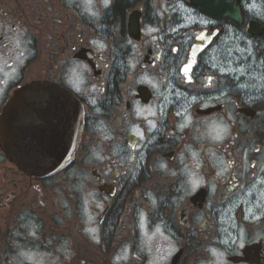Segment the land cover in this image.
Segmentation results:
<instances>
[{
	"label": "flooded vegetation",
	"instance_id": "1",
	"mask_svg": "<svg viewBox=\"0 0 264 264\" xmlns=\"http://www.w3.org/2000/svg\"><path fill=\"white\" fill-rule=\"evenodd\" d=\"M32 82L81 117L47 177L0 143V264H264V0H0Z\"/></svg>",
	"mask_w": 264,
	"mask_h": 264
},
{
	"label": "water",
	"instance_id": "2",
	"mask_svg": "<svg viewBox=\"0 0 264 264\" xmlns=\"http://www.w3.org/2000/svg\"><path fill=\"white\" fill-rule=\"evenodd\" d=\"M43 107L33 110L27 108V103L21 106V110L12 107V101L6 106L0 119V134L4 139L5 151L11 159L35 175H44L54 172L68 159L74 136V130H69L71 123H75L78 111L74 99L64 94L62 99H56V105L50 108L56 112L43 128L36 131V123L40 120ZM17 110V111H16ZM55 114V113H54ZM53 123H50L52 122ZM11 131H15V135ZM27 131V132H26ZM9 133L14 139V149L7 140ZM22 134V135H21Z\"/></svg>",
	"mask_w": 264,
	"mask_h": 264
},
{
	"label": "snow or ice",
	"instance_id": "3",
	"mask_svg": "<svg viewBox=\"0 0 264 264\" xmlns=\"http://www.w3.org/2000/svg\"><path fill=\"white\" fill-rule=\"evenodd\" d=\"M190 70V66H186L182 69V71L184 72V74L187 76L188 72Z\"/></svg>",
	"mask_w": 264,
	"mask_h": 264
}]
</instances>
